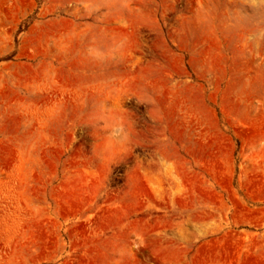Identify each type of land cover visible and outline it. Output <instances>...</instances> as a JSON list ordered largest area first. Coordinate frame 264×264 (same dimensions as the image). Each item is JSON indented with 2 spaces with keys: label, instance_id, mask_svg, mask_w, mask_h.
<instances>
[{
  "label": "rangeland",
  "instance_id": "rangeland-1",
  "mask_svg": "<svg viewBox=\"0 0 264 264\" xmlns=\"http://www.w3.org/2000/svg\"><path fill=\"white\" fill-rule=\"evenodd\" d=\"M0 264H264V0H0Z\"/></svg>",
  "mask_w": 264,
  "mask_h": 264
}]
</instances>
